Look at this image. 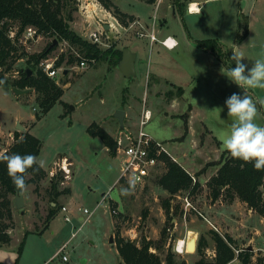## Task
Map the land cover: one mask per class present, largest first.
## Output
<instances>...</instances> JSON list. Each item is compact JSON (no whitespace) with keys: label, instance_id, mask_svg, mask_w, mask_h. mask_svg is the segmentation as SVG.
Returning <instances> with one entry per match:
<instances>
[{"label":"rangeland","instance_id":"obj_1","mask_svg":"<svg viewBox=\"0 0 264 264\" xmlns=\"http://www.w3.org/2000/svg\"><path fill=\"white\" fill-rule=\"evenodd\" d=\"M114 1L149 28L157 13V36L161 38L160 32L174 33L179 45L167 49L160 41L151 42L149 37L138 35L139 24L125 29L115 23L116 27L107 29V37L99 47L106 49L115 43L137 53L138 72L127 77L118 66H111L109 58L89 61L86 68L77 66L78 59L68 63L69 54L76 55L77 48L65 40L58 41L48 58L56 62L62 53L66 54L60 66L67 72L60 71L57 76L65 92L61 101L41 115L33 90L17 95L13 87L7 89L2 82L17 78L20 70L28 66V57L43 51L54 38L41 34L23 44L26 55L5 72L0 82V150L4 152L14 143L20 121L42 141L37 158L44 162L46 176L26 186L21 208L16 207L15 195L12 196V239L0 244V264H124L117 249L118 236L139 243L152 240L161 247L151 250L163 258L172 248L179 260L195 264L201 257L197 249L191 252L186 246L180 251L179 241L187 240L188 244L193 237L198 244L202 240L204 257L210 261L216 253L214 231L231 234L237 247L251 250L255 264H264V217L238 197L229 199L223 194L214 199L209 186L225 151L222 136L234 121L227 116L225 101L232 93L244 94V89L221 74L220 68L235 67L231 59L234 51L243 53L241 62L248 69L256 60H264V0H162L159 5V0L155 4ZM189 1L199 2L201 11L189 12ZM70 3L71 28L88 40L89 32L98 28L96 14L104 16L103 8H93V4L86 7L87 0ZM109 11L116 16L113 8ZM202 39L220 42V58L198 44ZM178 86L184 88L183 95L168 96V91L177 92ZM247 94L257 107L255 122L264 126V89L247 88ZM144 106L153 112L146 131L163 142L176 161L196 176L200 181L198 189L171 196L154 179L143 187L118 181L121 156L97 132H109L116 146L122 137L138 131ZM116 110L126 112L123 126ZM185 119L188 133L182 140ZM64 157L71 168L70 177L58 164ZM54 175L60 177V190L71 191L52 193ZM169 197L173 206L179 204L176 214H168L163 207L164 199ZM56 203L57 215L46 228L48 213ZM63 205H67L70 221L65 220L60 209ZM85 208L94 210L90 217L84 213ZM80 215L87 220L79 219ZM27 232L19 253V244ZM64 244L67 246L60 252ZM233 264L241 261L236 258Z\"/></svg>","mask_w":264,"mask_h":264},{"label":"trees","instance_id":"obj_2","mask_svg":"<svg viewBox=\"0 0 264 264\" xmlns=\"http://www.w3.org/2000/svg\"><path fill=\"white\" fill-rule=\"evenodd\" d=\"M106 9H112L118 19L129 25L135 16L121 10L114 0H99ZM146 3L154 4L157 0H143ZM71 0H0V82H2L5 72L13 68L14 63L26 55L24 50L23 35L29 26L36 28L40 34L53 36L51 43L41 52L31 54L27 63L28 66L20 70L19 76L2 84L8 89L10 87L31 88L36 93L37 104L41 109V115L46 114L61 98L65 92L59 84L57 78L49 76L40 66V61L48 58L53 50V42L65 40L70 45L76 47V55L69 54L68 63L75 59L85 58L89 61L105 60L109 58L111 66H118L122 58V47L113 43L106 49H101L98 44L93 43L71 28L73 9ZM182 10V5L179 6ZM13 33V35H12ZM247 32L243 35L246 36ZM198 44L210 50L220 58L222 46L217 39L198 40ZM66 54L62 53L56 60L55 66H60ZM29 69L32 70L29 73ZM184 88L177 87V92L168 91L171 98L182 96ZM103 138L105 144L115 151V141L109 132L100 129L97 132ZM188 133V123L185 119V133L182 140ZM42 147L39 137L28 130L14 131V143L4 152L0 150V155H20L32 154L38 156ZM161 159L165 161L164 167L153 177L156 183L169 191L172 195L183 190H196L200 186V181H194L189 172L180 162L173 160L169 155L163 154ZM46 176L44 167L37 171L28 170L26 176V186L35 182L38 183ZM59 176L52 178L51 192L59 195L70 192V188L60 190L58 188ZM209 186L214 199L225 194L229 199L238 197L249 208L258 211L264 217V170H256L252 163H245L242 160L233 159L225 150L218 162L215 173L209 179ZM18 190L12 183L7 173L5 161H0V244L10 243L12 236L9 232L14 226L13 198ZM163 207L169 214L173 211L177 213L179 204L173 206L171 197L165 198ZM58 203L48 213V221L57 215ZM172 216H170L171 218ZM163 230V236L165 235ZM27 233L19 244V253L22 252ZM215 241V256L213 260L204 257L205 243L200 240L197 244V252L201 256L195 264H233L238 258L241 264H255L252 260V252L248 248L240 249L236 245V240L231 234H220L213 232ZM156 250L161 245L155 244L152 240L143 239L140 243L131 238L118 236L117 249L124 264H187L186 260H179L176 252L169 248L163 258ZM238 250V252H237Z\"/></svg>","mask_w":264,"mask_h":264},{"label":"built area","instance_id":"obj_3","mask_svg":"<svg viewBox=\"0 0 264 264\" xmlns=\"http://www.w3.org/2000/svg\"><path fill=\"white\" fill-rule=\"evenodd\" d=\"M88 4H93L94 6H99L103 8L104 16L100 17L96 14L98 18L97 24L98 28L92 29L88 34V40L98 44H102L106 39L107 28L106 25H109L110 30L113 29L115 23L123 26L125 29L132 27L134 24H139L141 29L137 32L140 36H147L150 38L151 42L160 41L167 48L173 49L178 45V40L176 37L172 35H167L164 38H159L156 34L157 29V13L152 18L151 28L149 25H145L140 20H134L130 25H123L119 19L112 15L111 12L106 9L99 0H87ZM162 2V0L158 1V5ZM157 5V6H158ZM92 9V8H90ZM188 10L190 12H198L197 9H192L191 3L188 5ZM94 11V9H93ZM13 35V33H12ZM40 33L37 32L36 28L33 26H29L25 29L23 35V42L27 43L30 39H37L40 37ZM89 65V60L85 58H81L77 64V66L81 68H86ZM40 66L43 70L51 77L57 78L60 71H66L67 69L63 66H55V61L49 58H44L40 61ZM153 112L147 106L143 107L140 116V125L137 132H132L128 134L127 138L122 137L119 143L115 146V150L117 154L121 156V171L118 178L119 182L130 183L136 187L145 186L149 183L153 177L161 170L162 166L164 167L165 161L161 159L163 154H167L173 159L176 160V157L171 154V152L167 149L165 144L152 135H150L146 131V124L152 119ZM124 139L127 142H124ZM60 168L64 169L66 172V176L70 177L71 168L69 166V162L67 158H62V161L58 163ZM54 173V171H51ZM193 180L196 181V176L193 175ZM61 210L64 212V218L66 221L71 220V216L68 213V208L66 205L61 207ZM94 210H89L88 208L84 209V213H87V216L90 217ZM85 220L86 216L82 215ZM67 244H64L60 252L66 248ZM63 259L67 260L68 256L64 255Z\"/></svg>","mask_w":264,"mask_h":264},{"label":"clouds","instance_id":"obj_4","mask_svg":"<svg viewBox=\"0 0 264 264\" xmlns=\"http://www.w3.org/2000/svg\"><path fill=\"white\" fill-rule=\"evenodd\" d=\"M231 59L235 62V67L222 66L220 72L244 89V94L241 96L232 93L225 101L227 116L233 117L234 121L230 131L222 136V145L233 159L252 163L256 170H264V126L255 122L257 107L247 94V88L264 89V60H256L248 69L241 62L244 59L242 52L234 51ZM261 103L264 104V101ZM0 161L6 162L8 176L21 191L26 188L28 170L37 171L44 166V162L32 154L0 155Z\"/></svg>","mask_w":264,"mask_h":264},{"label":"water","instance_id":"obj_5","mask_svg":"<svg viewBox=\"0 0 264 264\" xmlns=\"http://www.w3.org/2000/svg\"><path fill=\"white\" fill-rule=\"evenodd\" d=\"M106 28H109V25H106ZM58 42L57 39L54 40L53 45L56 44ZM122 58L119 62V69L120 71L127 77H131L133 75H136L137 73V68H136V58H137V53L135 51H133L130 47L125 46L122 50ZM29 73L32 72L31 69L28 70ZM67 72V70L65 71ZM14 92L17 95H21V94H25V93H29L31 91V88H18V87H13ZM72 108H74L72 106ZM115 115L118 117L121 126L124 125V117L126 115L125 110H116ZM17 130H21V131H25L26 130V126L23 125L20 121H18ZM25 203V199H24V194H23V190L22 191H17L15 194V205L17 208H21ZM112 239V238H111ZM187 248L189 250H191V252H194L197 249V243L195 238H191L188 241L187 244ZM252 248V247H251Z\"/></svg>","mask_w":264,"mask_h":264},{"label":"crops","instance_id":"obj_6","mask_svg":"<svg viewBox=\"0 0 264 264\" xmlns=\"http://www.w3.org/2000/svg\"><path fill=\"white\" fill-rule=\"evenodd\" d=\"M193 2H197V1H189V3H191V5H192ZM154 4H155V3H154ZM188 5H189V4H188ZM188 5H187V6H188ZM198 5H199V8H200L198 12H200V11H201V6H200L199 2H198ZM188 11H189V10H188ZM189 12H190V11H189ZM162 23H164V22H162ZM163 25H164V24H163ZM163 25H162V26H163ZM167 35H172V36L176 37V35H175L174 33L160 32V37H161V38H164V37H166ZM178 45H179V42H178ZM178 45H177V46H178ZM177 46H176V47H177ZM165 47H166V46H165ZM176 47H175V48H176ZM166 48H167V47H166ZM167 49H169V48H167ZM137 56H138V55H137ZM136 59H137V58H136ZM136 68H137V72H138V66H137V63H136ZM136 74H137V73H136ZM172 84L174 85V83H172ZM152 117H153V115H152ZM26 130H27V127H26ZM10 134L13 135V132L11 131ZM0 135H2L1 130H0ZM237 199L239 200V198H237ZM66 206H67V205H66ZM60 209H61V208H60ZM82 217H83V216L80 215V216H79V219H81ZM261 249H264V248H261Z\"/></svg>","mask_w":264,"mask_h":264},{"label":"bare ground","instance_id":"obj_7","mask_svg":"<svg viewBox=\"0 0 264 264\" xmlns=\"http://www.w3.org/2000/svg\"><path fill=\"white\" fill-rule=\"evenodd\" d=\"M191 6H192V9H197V10L200 9V8H199V5H198V2H193ZM191 238H192V237H191ZM186 244H187V240L184 241V240L181 239V240L179 241V243H178V248H179V250H180V251L184 250L183 248L187 246ZM188 250H189V249H188ZM189 251H191V250H189Z\"/></svg>","mask_w":264,"mask_h":264}]
</instances>
